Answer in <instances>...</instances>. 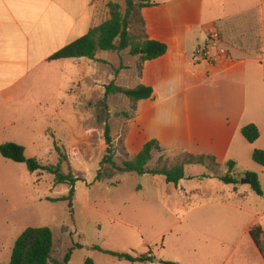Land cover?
Listing matches in <instances>:
<instances>
[{"label":"crops","instance_id":"1","mask_svg":"<svg viewBox=\"0 0 264 264\" xmlns=\"http://www.w3.org/2000/svg\"><path fill=\"white\" fill-rule=\"evenodd\" d=\"M152 1L154 6L141 10L147 35L149 39L166 43L168 50L159 58L141 63L140 75L144 79H147L148 70L154 69L150 64L164 63L171 56V44L165 41L162 33L156 32L161 20L158 9L169 2ZM109 2L115 1L0 0V133L9 132L26 121L27 116L21 115L23 109L19 105L28 103L30 91L41 81L51 80L54 67L70 69L69 74L64 73V86L57 90L65 96H53L50 90L44 89L29 100L31 103H58L61 98L73 96L82 102L88 88L93 92V87L103 84L101 65L114 71L112 62L99 57V51L95 59L50 60L54 53L108 18ZM199 4L203 9L222 5L226 10L219 14L213 11L214 15H208L196 26L199 30L197 44L189 43L183 51L188 65L184 68L185 77L177 85L169 81L165 72L160 80L163 84L160 90L154 81L144 80V84H140L152 87L153 95L138 101L136 110L125 121L124 144L131 155L156 139L168 156L184 152L213 156L218 164L213 165V169L220 168V174L210 172L208 162L186 165L185 177L188 166H205L209 170L207 179L211 186L190 192L180 185L185 178L178 184L168 183L165 179V188L176 202L177 210L185 213L179 222L181 226L187 222L181 238V242L187 243H127L120 249L98 245L104 250L153 258L145 262L119 258L95 249L97 245H89L86 248L91 254H86L84 260L91 257L95 264H164L161 261L264 264V258L250 236L253 226L261 225L264 229L263 216L251 204H246L248 200H257L240 188L245 173L253 171L259 175L264 192V166L253 159L254 150H264V0H202ZM188 30L193 28L188 26ZM212 31L220 33L228 57L216 63H198L194 60L195 51ZM258 40H262L261 54L254 50ZM38 111V118L50 116L42 106ZM75 115L82 126V111L76 110ZM249 124H255L260 131L254 143L248 142L242 134V128ZM78 136L82 145L83 136ZM229 163L239 183H225L219 178L227 173ZM203 225L216 226L220 233L216 229L215 236L208 235L201 229ZM188 228L192 230L191 234H188ZM4 244L0 243V246L9 250L14 246V243ZM71 262L70 258L68 264Z\"/></svg>","mask_w":264,"mask_h":264},{"label":"rangeland","instance_id":"2","mask_svg":"<svg viewBox=\"0 0 264 264\" xmlns=\"http://www.w3.org/2000/svg\"><path fill=\"white\" fill-rule=\"evenodd\" d=\"M114 1L121 3L125 12L124 0ZM155 1L169 2L158 9L161 20L156 32L162 33L165 41L171 44V56L164 63L150 64L154 69L148 70L147 79L140 75L141 58L131 55L129 49L121 52L99 51V57L112 62L114 71L107 65H101L100 79L103 84L93 87V92L88 88L82 102L73 96L61 98L58 103H31L29 100L44 89L50 90L53 96H65L58 94L57 90L64 86V73L69 74L70 69L54 67L51 80L41 81L30 91L28 103L19 105L23 109L21 115L27 116L26 121L9 132L0 133V145L16 142L25 147L28 158L36 157L42 164L48 165L59 163V154L55 149L57 141L68 155V162L62 166L63 172L71 170L81 178L75 185L71 208L68 201L50 200L68 196L70 185H55L54 176L50 173L31 172L26 163L6 159L0 153V243H15L27 227L48 226L54 233L50 264L63 262L69 251L72 252L71 264H83L84 256L91 254L86 248L89 245L120 249L127 243H187L181 242L187 222L182 225L184 227L179 222L185 213L177 210L176 202L165 188L167 182L164 176L120 172L110 164H101L108 147L106 124L110 126L113 138L115 162L122 165L124 160L134 156L125 148L124 132L125 121L136 110V104L124 94L114 93L108 96L106 107V86L116 77L114 83L123 89L136 88L146 80L156 82L154 84L160 90L164 72L169 81L177 85L185 77L184 68L188 65L183 51L189 43L197 44L199 30L196 26L208 15H214L213 11L219 14V11L226 10L222 5L203 9L199 4L202 0H179L178 3L172 0ZM188 26L193 30H188ZM129 32L138 41L148 38L146 21L139 9L131 14ZM39 106L47 109L50 113L48 118L37 117ZM76 110L83 113L82 126L75 115ZM78 135L83 136L82 145ZM183 159L182 153L168 156L164 151L154 152L149 166L172 167ZM208 163L211 165L210 172L220 174V168L213 169L212 163ZM98 172L103 180L96 179ZM208 172L205 166L186 167L187 175L181 187L190 192L211 186L206 176ZM225 172L232 173L229 169ZM240 188L257 200H248L246 204L255 207L264 220V197L253 192L251 184L242 182ZM201 229L215 236L218 228L203 225ZM187 232L191 234L192 230L188 228ZM12 250L0 246V261L8 263Z\"/></svg>","mask_w":264,"mask_h":264},{"label":"trees","instance_id":"3","mask_svg":"<svg viewBox=\"0 0 264 264\" xmlns=\"http://www.w3.org/2000/svg\"><path fill=\"white\" fill-rule=\"evenodd\" d=\"M125 12L122 11V4L119 2H109L108 7L110 9V15L104 19L99 25L94 26L83 37L73 41L66 45L61 50L54 53L50 60L62 59V58H82L95 59L98 51H112L121 52L129 49V53L133 56H140L142 62L147 60H154L163 56L168 46L166 43L155 39L145 38L143 41H138L129 32L130 17L133 11L139 9L140 11L147 7H152L155 3L152 0H124ZM143 23L144 20H142ZM257 46L254 50L261 54L262 40L257 41ZM121 93L129 97L135 104L143 99H148L153 95V88L145 85H138L133 89H123L118 87L113 81L106 86L104 105L107 107L106 100L110 94ZM136 106V105H135ZM242 134L244 138L254 143L260 136L259 128L255 124H249L242 128ZM105 139L108 145L106 154L101 164H110L113 169L120 172H136L139 174H152L163 175L168 183L178 184L180 180L185 178V166L206 164L211 162L212 165L217 166L216 160L213 156L207 155H194L190 152L182 153L184 156L183 161L180 164H176L172 167L156 166L150 168L149 162L153 159L154 151H164L158 140L152 139L145 143L140 152L135 154L133 158L126 159L122 165H118L115 160V151L113 149V138L111 136L110 126L106 124ZM55 149L59 154V163L42 164L38 158H28L26 156V149L24 146L16 142H6L0 145L1 155L9 160L15 162H23L27 164L28 169L31 172H48L54 176V184H68L71 189L68 196L59 198H50L52 201L65 200L69 202L71 208H73V197L75 194V185L77 181L81 180L71 170L67 173L63 172L62 166L68 162V155L61 148L59 143L55 142ZM253 159L256 163L264 166V150L256 149L253 152ZM229 170H233L231 163L228 165ZM209 177V175H206ZM219 178L225 183H239L238 179L233 176L232 173H226L219 176ZM97 180H103L100 172H98ZM245 179L249 180L252 190L259 196L263 195V188L259 179V175L253 171H247L245 173ZM250 236L254 243L257 245L260 253L264 258V229L261 225H255L250 229ZM97 250L108 253L110 255L124 258L133 262H145L152 261V257L147 255L134 256L128 252H117L104 250L100 246L94 247ZM54 250V233L48 226L40 227H27L22 234L15 241L11 260L1 262L0 264H50L52 260V253ZM72 252L69 251L63 262H57V264H68L71 258ZM164 264H180L172 261H161ZM83 264H95L91 257H87Z\"/></svg>","mask_w":264,"mask_h":264},{"label":"built area","instance_id":"4","mask_svg":"<svg viewBox=\"0 0 264 264\" xmlns=\"http://www.w3.org/2000/svg\"><path fill=\"white\" fill-rule=\"evenodd\" d=\"M228 57V51L223 45V40L218 31L209 33L206 42L197 47L194 60L198 63L209 61L216 63L219 59Z\"/></svg>","mask_w":264,"mask_h":264},{"label":"water","instance_id":"5","mask_svg":"<svg viewBox=\"0 0 264 264\" xmlns=\"http://www.w3.org/2000/svg\"><path fill=\"white\" fill-rule=\"evenodd\" d=\"M229 174L231 173V172H228ZM243 183H249V180H247V179H242L241 180ZM156 260V259H155Z\"/></svg>","mask_w":264,"mask_h":264}]
</instances>
